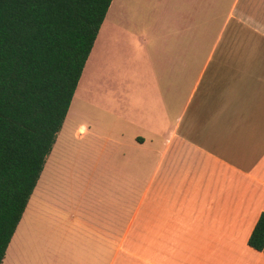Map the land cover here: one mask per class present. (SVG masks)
I'll use <instances>...</instances> for the list:
<instances>
[{"label": "crops", "instance_id": "obj_1", "mask_svg": "<svg viewBox=\"0 0 264 264\" xmlns=\"http://www.w3.org/2000/svg\"><path fill=\"white\" fill-rule=\"evenodd\" d=\"M157 8L107 114L73 122L72 96L1 264H264L247 244L264 212V0ZM72 139L93 147L83 166Z\"/></svg>", "mask_w": 264, "mask_h": 264}, {"label": "trees", "instance_id": "obj_2", "mask_svg": "<svg viewBox=\"0 0 264 264\" xmlns=\"http://www.w3.org/2000/svg\"><path fill=\"white\" fill-rule=\"evenodd\" d=\"M111 0H0V264ZM247 244L264 252V212Z\"/></svg>", "mask_w": 264, "mask_h": 264}, {"label": "rangeland", "instance_id": "obj_3", "mask_svg": "<svg viewBox=\"0 0 264 264\" xmlns=\"http://www.w3.org/2000/svg\"><path fill=\"white\" fill-rule=\"evenodd\" d=\"M159 2L160 0H117L114 4L111 9L114 10V17L112 14L109 18L111 19L109 23H111L109 25L106 22L102 33L97 38V47L100 42L103 45L97 53L94 52V55L90 57L88 65L85 64L73 95V122L81 120L83 111L88 108L89 104L98 106L100 109L105 110L100 111V113L107 114V105L112 103L113 89L122 90L126 81H131L129 79L130 73L139 70V56L145 54L146 51L140 40L156 37ZM216 33L218 32H212L213 38ZM148 49L150 50L149 44ZM93 71L97 73L94 78H92ZM92 79L94 81L91 82ZM133 85L139 92L138 81ZM94 89H100L101 91L96 93L93 91ZM136 96L138 99V94ZM76 109L81 110L78 118H76ZM108 113L110 112L108 111ZM67 136L71 139L69 131H67ZM78 142L72 139L70 146L66 147L63 152H71L72 156L67 158L69 160H72L73 153L80 152L75 157L79 158V165L83 166L87 159H91L93 147L86 145V149L83 150ZM60 152V148L56 149L58 155Z\"/></svg>", "mask_w": 264, "mask_h": 264}]
</instances>
